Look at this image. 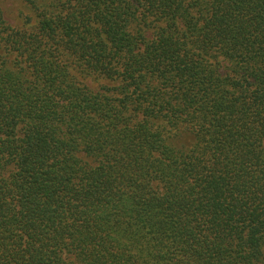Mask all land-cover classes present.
<instances>
[{
	"label": "trees",
	"instance_id": "1",
	"mask_svg": "<svg viewBox=\"0 0 264 264\" xmlns=\"http://www.w3.org/2000/svg\"><path fill=\"white\" fill-rule=\"evenodd\" d=\"M0 8V264H264V0Z\"/></svg>",
	"mask_w": 264,
	"mask_h": 264
},
{
	"label": "rangeland",
	"instance_id": "2",
	"mask_svg": "<svg viewBox=\"0 0 264 264\" xmlns=\"http://www.w3.org/2000/svg\"><path fill=\"white\" fill-rule=\"evenodd\" d=\"M0 8L4 11L5 16L13 21L18 12V1L17 0H0Z\"/></svg>",
	"mask_w": 264,
	"mask_h": 264
}]
</instances>
